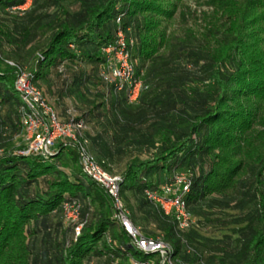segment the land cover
Segmentation results:
<instances>
[{"label": "trees", "instance_id": "obj_1", "mask_svg": "<svg viewBox=\"0 0 264 264\" xmlns=\"http://www.w3.org/2000/svg\"><path fill=\"white\" fill-rule=\"evenodd\" d=\"M182 1L33 0L15 12L25 0H0V137L7 143L25 130L17 69L4 61L31 63L47 101L42 84L54 78L58 100L74 98L77 112L66 121L84 122L91 155L122 178L120 198L144 236L170 244L177 264H264V0H210L201 40L178 41L167 24ZM119 31L136 40L131 59L143 90L133 105L103 78L104 51ZM177 174L191 181L187 231L148 198ZM65 205L79 207L67 229ZM113 213L70 142L58 141L48 158L0 157V264L154 259L136 250ZM216 225L232 228L222 238L201 235Z\"/></svg>", "mask_w": 264, "mask_h": 264}, {"label": "built area", "instance_id": "obj_2", "mask_svg": "<svg viewBox=\"0 0 264 264\" xmlns=\"http://www.w3.org/2000/svg\"><path fill=\"white\" fill-rule=\"evenodd\" d=\"M32 2L33 0H25L22 6L15 7L12 11L25 12L30 9ZM135 43L134 38H128L123 31H119L115 44L104 51L107 68L103 72V78L109 84L116 85L117 91L125 89L128 103L131 105L138 102L143 90V83L137 78L131 59V49ZM7 64L17 69L15 87L25 105L23 124L31 143L24 154L48 158L58 141L73 144L83 172L112 198L113 220L120 224L137 251L147 256H155L154 259L146 261L131 258L126 264H177L174 249L170 244L160 237L144 236L141 229L132 222L130 212L120 198L122 178L103 170L91 155L90 142L84 135L86 130L84 122L76 121L74 117L69 121H60L43 91L34 84L33 74L12 62ZM190 190L191 181L184 174H177L170 183L163 186L160 192L148 193V198L165 216L174 219L178 230L187 231L194 225L185 198ZM65 211L79 219V207L65 205ZM82 228L83 225L76 228V237L81 234Z\"/></svg>", "mask_w": 264, "mask_h": 264}, {"label": "rangeland", "instance_id": "obj_3", "mask_svg": "<svg viewBox=\"0 0 264 264\" xmlns=\"http://www.w3.org/2000/svg\"><path fill=\"white\" fill-rule=\"evenodd\" d=\"M210 0H183L182 3L178 7V11L172 21H170L167 24V33L168 36L173 40L182 41L183 39H186L188 35H192L196 37L197 39L201 40L202 35L205 34V27L207 26L206 20H208L207 16H211L210 13L212 12V9L208 7V3ZM209 42H212L210 37L207 39ZM4 65H8L7 62H14L12 60H5ZM30 64H26L24 62V69L28 70L30 68ZM42 83V82H41ZM51 85L48 88L49 92H45L49 95L48 102L49 105L54 109L55 113L57 114L60 121L65 122L69 117L76 114L78 109V106L74 100L73 97L65 95L64 99L58 100L59 97H57L58 92L61 90V83L57 78H54V80L51 79L49 82ZM45 85L48 87L49 84L45 82ZM58 100L60 104L56 101L58 104L55 106V102L53 100ZM66 102L70 103V106L68 109L65 108ZM58 107H61L58 108ZM59 109V110H58ZM8 134V133H7ZM9 138L7 135L6 138ZM12 140L9 139L7 143L5 141L1 140L0 137V157L4 156L8 153H18V154H24V151H21V149L25 147H29L31 141L28 139L26 131L21 128L18 129V132L15 133L12 137ZM27 150V149H26ZM114 171L121 173L125 168V161L120 162L117 165H113ZM232 194V192L230 193ZM229 194V195H230ZM131 206H133L135 203L131 199L130 201ZM227 218L231 220L232 218V211L226 212ZM140 217V214H139ZM74 221H77L76 216H73L72 214H69L68 212L65 213V221L64 226L66 229L72 225ZM223 229H217L218 227ZM151 228H154V225L151 224ZM217 228L214 227H206L201 229V235L205 238H222L224 234L230 233V226L224 227L220 225H216ZM229 227V228H228ZM28 240L30 242L33 241V238L29 234Z\"/></svg>", "mask_w": 264, "mask_h": 264}, {"label": "crops", "instance_id": "obj_4", "mask_svg": "<svg viewBox=\"0 0 264 264\" xmlns=\"http://www.w3.org/2000/svg\"><path fill=\"white\" fill-rule=\"evenodd\" d=\"M42 89L45 91L46 90V92H49L48 91V87L43 83L42 84ZM47 96H49L48 94H47ZM57 100V99H56ZM56 100H53L54 102H55V106H57V103H56ZM58 108H60L61 109V107H58ZM59 110V109H58Z\"/></svg>", "mask_w": 264, "mask_h": 264}]
</instances>
